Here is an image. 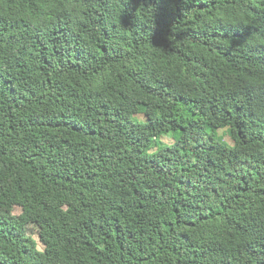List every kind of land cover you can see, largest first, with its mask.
<instances>
[{"label": "trees", "instance_id": "1", "mask_svg": "<svg viewBox=\"0 0 264 264\" xmlns=\"http://www.w3.org/2000/svg\"><path fill=\"white\" fill-rule=\"evenodd\" d=\"M13 207L0 264H264V0H0Z\"/></svg>", "mask_w": 264, "mask_h": 264}, {"label": "rangeland", "instance_id": "2", "mask_svg": "<svg viewBox=\"0 0 264 264\" xmlns=\"http://www.w3.org/2000/svg\"><path fill=\"white\" fill-rule=\"evenodd\" d=\"M218 132H219V135L222 136V138L226 142L230 143L229 136H228L229 133H228L227 129H221ZM161 141L164 144H171L173 142V140L171 139V137L169 135H165V136L161 137ZM19 213H20V208H18V207L0 210V214L4 215V216L18 215ZM26 235L31 237L36 242V246H37L38 250H43V246L38 241V228L36 225H34V224L28 225L26 228Z\"/></svg>", "mask_w": 264, "mask_h": 264}]
</instances>
